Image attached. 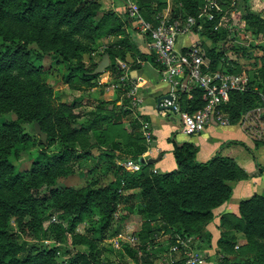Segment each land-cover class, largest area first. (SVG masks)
I'll return each instance as SVG.
<instances>
[{
    "label": "rangeland",
    "instance_id": "374dc122",
    "mask_svg": "<svg viewBox=\"0 0 264 264\" xmlns=\"http://www.w3.org/2000/svg\"><path fill=\"white\" fill-rule=\"evenodd\" d=\"M81 1L85 5L94 4L91 20L97 21L99 18L105 17L102 27L98 31L108 30L109 27L114 26L116 21L120 22L117 30L104 31L98 36L90 35V33L75 35V40L80 42V48L76 52L75 58L71 56L69 62L73 64L75 60H78L86 67L97 63L104 54V50L109 47L117 48L116 42L122 41L123 38H127L126 41L129 42V45L131 44L129 33H132L138 26L136 20L130 17L125 9L127 1L135 4L140 9L139 14L144 18H148L152 14L176 18L174 16L180 12L178 7L182 8L184 3L192 4L194 2V0ZM219 2L222 12L216 16L212 23H205L204 20H201L203 22L199 23V26L192 28L193 32L198 34L195 47L199 53L204 55L206 46L213 47L214 51L221 53L220 62L226 65L229 61L233 64V70L238 73L243 71L250 81L251 79L253 81L249 88L252 91H257L255 82L259 66H261L260 56L264 51V0H219ZM180 13L185 12L181 11ZM250 15L258 16L263 23L248 19L247 16ZM209 36L216 39L211 41ZM122 45H126L125 42ZM27 48L39 50L34 42L29 43ZM66 71V61L60 55L49 50L40 62L39 71L31 75L33 89L38 88V94L31 92V107L24 108L19 101L13 102L11 98L0 99V105L2 104L0 106V123L8 120L14 121L22 131L29 134L28 140L12 145L14 153L8 157L14 171L28 170L32 160L42 158L38 153L40 150L51 153L57 152L64 146L72 150L67 160L52 168L51 176L39 183L36 189L29 190L32 198L37 200L35 206H32V209L21 210L20 214H13L9 217L8 224L12 228L11 234L17 241H27L34 244L36 249L54 248L53 261L55 264H79V260L75 262V256L83 254L89 257L92 252H95L94 264H168L169 260H172L173 264H179L184 258L185 251L203 256L204 264H264L263 239L253 234L247 235L241 230L234 229L232 222H226L213 240L212 251L207 253L209 244L206 246L204 243H200L195 235L178 236L174 232L175 227H165L157 214L145 212L146 203L137 195V187L117 186L118 197L114 203L110 202L113 206L110 211L111 219L102 230H98L102 219L99 210H104V207L100 208L101 206L97 205L99 202L97 200L102 202L108 200V194L114 188L115 166H120L122 163L121 159L118 160L119 163L117 159H113V155L119 153L118 156L132 159L133 154L130 149H127V145L134 142L136 147L143 143L145 146L152 147L154 142H146L143 139L141 133L143 119L139 117L135 109L127 108V88L125 83L121 84L118 80L124 70L116 75V78L112 77L110 80L105 77L106 74L101 77L103 70L96 79L82 82L79 81V75L66 81ZM9 73L17 81L26 78V75L18 70L13 69ZM88 82L97 85L90 86L87 84ZM98 82L102 84L98 85ZM112 90L116 91L115 94L112 93ZM103 92L106 93L102 97ZM259 93L262 92L257 91V94ZM36 100L40 102L39 110L45 107L50 110L46 129L54 136L52 138L45 136L43 143L34 131L36 122L27 118L33 113L32 107L36 106ZM60 102L64 104L75 102V105L70 109L72 117L64 118L62 123H59L54 116ZM98 102H102V111H99L102 113L99 115L107 116V120H105L108 123L106 138L111 137L109 143L119 144L118 152L117 150L111 151L108 143L109 138L106 139L105 136L102 141L104 145L108 143L107 148L98 146L90 131L76 133L73 135L74 139H69V136L65 138L66 140L56 137L60 132V127L77 130L87 126L93 119V111H96L99 106ZM154 111L157 114L155 115L156 120L167 122V118L160 116L156 107ZM167 112L175 119V121L169 120L171 125L180 127L178 115L170 111ZM220 112L223 113L222 110ZM112 126L115 127L112 129L110 128ZM126 138L130 143L125 144ZM117 139L118 141H114ZM251 140L258 143L264 142V138H251ZM39 142L43 144V147L39 145ZM84 148L87 149L84 150ZM106 155L111 157L105 159ZM155 164L156 162L152 163L148 171L153 172ZM157 166L160 165L157 164ZM161 170H155V172L159 173ZM87 189L99 190L102 197L98 199L91 197L88 209H82L81 201ZM29 210H32L33 214H37V212L39 214L36 235L27 226L30 221ZM80 212L82 213L80 219L71 225L73 218H77ZM146 224L150 226L151 232L143 240L144 231L142 230ZM79 235L89 240L90 243L78 242L77 236ZM180 240L186 241L185 246ZM218 240L219 243H217ZM208 241L210 243V237ZM171 246H175L176 249L170 250Z\"/></svg>",
    "mask_w": 264,
    "mask_h": 264
},
{
    "label": "trees",
    "instance_id": "16d2710c",
    "mask_svg": "<svg viewBox=\"0 0 264 264\" xmlns=\"http://www.w3.org/2000/svg\"><path fill=\"white\" fill-rule=\"evenodd\" d=\"M203 2L204 0H194L192 4L184 3L182 8L178 7V9L185 13L177 12L174 17L195 16ZM93 9L94 4L85 5L81 0H0V99L11 98L13 102L19 101L24 108L31 107V92L38 94V88L33 89L31 75L39 71L40 62L49 50L60 55L66 61V81L75 75H79L81 82L96 79L99 75L93 73L96 63L86 67L78 60H75L73 64L69 62L71 56L75 58L76 52L80 48V42L74 37L78 34L89 33L98 36L104 31H115L120 26V22L116 21L114 26L112 25L108 30L98 31L102 27L105 17L99 18L97 21L91 20ZM138 10L140 11L139 8ZM157 15L152 14L148 18H142L154 24ZM247 18L253 22L263 23L258 16L250 15ZM196 22L201 23L203 21L197 19ZM204 22L212 23L213 21L204 20ZM126 39L123 38L122 41L116 42L117 48L109 47L103 52L109 59L104 71L113 72L115 78L124 69L118 61H124L125 53L131 48V44L129 45ZM215 39V37H211L210 40L214 41ZM32 42L39 47L38 51L27 48V45ZM123 42L126 45H122ZM205 55L208 58L209 69H217L216 66L220 62L221 53L214 51L213 47L206 46ZM260 58L261 66H259L255 86L257 91L264 93V51ZM152 61L154 62L153 57ZM225 67L226 72L238 73V71L233 70V64L229 61ZM13 69L25 74L26 78L15 80L14 76L9 73ZM251 81L249 79V84ZM87 84L90 86L97 85L90 84V82ZM257 91L248 88L242 92H229L227 101L219 107L222 112L227 114L229 123H234L241 111L258 103ZM201 92L200 88L194 87L191 88L187 96V92L179 88L177 91L179 109L187 112L199 109L203 104ZM98 104V108L92 113L93 119L87 126L77 130L60 127L58 136H55L63 140H66L67 136L69 139H74L73 135L76 133L90 131L98 146L107 148L106 145H108L111 137H107L109 139L105 145L102 141L108 132V123L105 122L107 116L99 115L102 113H99L102 111V102H98ZM74 105L75 102H70V104L59 103L54 115L59 123H62L64 118L72 117L70 109ZM39 108L40 102L36 100V106L32 107L33 113L27 118L32 122L35 121L40 131L47 138H52L54 135L46 129L50 110L48 107L42 110ZM139 117L145 120L142 115ZM134 120L137 121L136 118ZM113 127L115 126L110 128L113 129ZM28 139L29 134L22 131L16 122L8 120L0 123V264H55L53 261L54 248L36 249L34 244L27 241H17L11 234L12 228L8 224V219L21 210L32 209V206H35L37 200L32 198L29 190L36 189L39 183L51 176L52 168L67 160L72 150L67 146L51 153L40 150L38 153L42 158L32 160L28 170L14 171L8 157L14 153L12 145ZM127 140L128 138L124 141L125 144L130 143ZM168 141L172 143L171 155L175 163L174 169L159 173L150 172L148 168L151 164L142 163L138 171L127 172L120 166H115L114 188L109 192L107 201L102 202L98 199L102 196L97 189L85 191L81 201L82 209H88L91 197L98 199L97 205L101 206L100 208L104 207V210H99L102 219L98 230H102L111 219L110 211H112L113 206L110 202L114 203L118 197L117 186L137 187V195L146 203L145 212L157 214L165 227H175L174 232L178 236L195 235L200 243H204L206 246L209 244L210 235L205 225L212 217L211 210L229 198L231 187L228 182L244 178L245 173L232 158L221 156L218 152L204 161H197L195 156L198 148L188 139L176 142L169 138ZM227 143H239L251 154L253 148L259 145L258 142L251 140L248 136L243 140H230ZM39 145L43 147L41 142ZM109 147L111 151L117 150L118 152L120 149L119 144L115 142L109 143ZM146 147L144 143L139 147H136L134 142L127 145V149H130L133 154L131 158L135 161H138L137 158L146 150ZM86 149L84 148V150ZM83 153L86 154V152ZM118 155L119 153L113 155L112 158L126 159ZM110 157L106 155L104 158L109 159ZM260 169L263 168L260 167ZM237 214L226 213L221 215L219 225L223 227L226 222H232L234 229L241 230L247 235H256L264 240V198L262 196L254 194L248 199L240 200L237 204ZM29 216L30 221L27 226L36 235L38 231L37 216L39 214L38 212L33 214L32 210H29ZM81 216L82 213L80 212L77 218H73L71 225ZM142 231H144L142 236L145 240L150 234L151 228L146 224ZM77 238L78 242L90 243L83 236L79 235ZM78 260L79 264H94L95 252H92L89 257L78 254L75 256V262Z\"/></svg>",
    "mask_w": 264,
    "mask_h": 264
},
{
    "label": "built area",
    "instance_id": "2783aa9c",
    "mask_svg": "<svg viewBox=\"0 0 264 264\" xmlns=\"http://www.w3.org/2000/svg\"><path fill=\"white\" fill-rule=\"evenodd\" d=\"M125 9L128 15L136 20L138 29L148 38V46L153 60L160 68L162 80L168 86L165 94L170 96V99H161L159 106L173 107L172 110H167L178 115L180 132L185 135L195 134L203 131L212 122L222 126L228 125L229 120L225 114L220 112L219 107L227 101L230 91L248 90L250 86L248 76L243 72L210 70L208 59L203 53L198 52L195 45H191L184 53H178L174 47L176 38L190 32L198 24L197 19L213 21L222 12L219 0H204L195 16L166 18L158 14L155 16L154 24L144 20L139 14L138 7L132 2L127 1ZM120 66L124 68L123 64ZM185 73H188L187 80L190 82V87H198L202 91L203 104L192 112L180 110L177 103V91L182 88ZM118 80L121 84L125 83L127 88V108L135 109L138 102L136 84L127 79L125 71ZM258 96V103L247 110L238 123V126L246 131L250 139L264 138V94ZM141 133L146 142L151 141V133L146 121H141ZM141 164L133 159H124L120 166L125 171L133 172L137 171ZM180 242L185 246V240H180ZM169 249L175 250L176 248L171 246ZM168 264H173L172 260H169ZM179 264H204V257L191 251H185L184 258Z\"/></svg>",
    "mask_w": 264,
    "mask_h": 264
},
{
    "label": "crops",
    "instance_id": "0c3cea01",
    "mask_svg": "<svg viewBox=\"0 0 264 264\" xmlns=\"http://www.w3.org/2000/svg\"><path fill=\"white\" fill-rule=\"evenodd\" d=\"M256 4L258 5V3ZM199 25L198 23L195 26ZM129 36L131 48L125 53L124 61L119 64H123L127 79L136 84L138 102L135 111L145 117L151 133V142H154V146H147L140 156L143 157L145 155L146 158L160 155L154 169L158 171L162 169L161 172L170 171L175 168V163L171 155L172 143L168 139L172 138L176 142L188 139L198 148L195 156L197 161H204L215 152H218L221 156L232 158L245 173L244 178L228 182L231 187L229 198L211 210L212 217L205 225L206 230L210 234V243L207 248V253H209L213 249L214 238L222 229L219 225L220 216L226 213L237 215L238 202L248 199L254 194H258L264 198V142L258 143L259 145L253 148L252 154L239 143H227L230 140H243L248 136L246 131L238 126L242 115L246 111H241L237 120L234 123H229V125L222 126L212 122L201 132L189 136L182 134L179 127L172 126L171 122H169V120L175 121L174 117L167 112L169 110H159L156 106V98L165 94L168 86L162 80L160 68L152 61L148 38L138 27L132 33H129ZM197 40L198 34L194 33L192 29L190 32L176 38L174 44L175 51L184 53L191 45L197 44ZM216 68L226 71L225 64L222 62H219ZM104 74H106L105 77H108L109 80L115 75L113 72L104 71L101 77H104ZM100 84L102 83L98 82V85ZM181 89L189 92L191 90L190 82L187 80L185 84H182ZM112 91V93L116 92L115 90ZM105 93L103 92L101 96L103 97ZM188 94L186 95L188 96ZM155 107L159 111L160 116L167 118L166 121L169 123L155 119V115H157L154 111ZM223 113L227 115L225 112ZM114 141H118V139ZM157 164L160 166H157ZM260 167L263 169H260Z\"/></svg>",
    "mask_w": 264,
    "mask_h": 264
},
{
    "label": "water",
    "instance_id": "95a60500",
    "mask_svg": "<svg viewBox=\"0 0 264 264\" xmlns=\"http://www.w3.org/2000/svg\"><path fill=\"white\" fill-rule=\"evenodd\" d=\"M108 65V58H107V55L106 54H103L101 59L96 63L94 69H93V73H96V74H99L101 72H103V70L107 67ZM187 78H188V73H186L184 75V78L182 80V84H185V82L187 81ZM163 98H166V99H170V96L168 94H163L159 97L156 98V106L159 110H162V109H169V110H172L173 107L172 106H159V102L161 99ZM34 131L39 135V138H40V141L43 143L45 142V134L39 130V127L34 124ZM160 158V155H157L155 157H146V158H143L142 156H139L137 158V160L140 162V163H149V164H152V163H155L157 160H159Z\"/></svg>",
    "mask_w": 264,
    "mask_h": 264
}]
</instances>
